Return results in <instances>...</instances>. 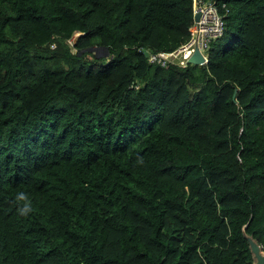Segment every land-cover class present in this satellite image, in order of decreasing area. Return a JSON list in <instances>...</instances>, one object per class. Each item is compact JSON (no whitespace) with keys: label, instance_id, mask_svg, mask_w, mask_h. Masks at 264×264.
<instances>
[{"label":"trees","instance_id":"obj_1","mask_svg":"<svg viewBox=\"0 0 264 264\" xmlns=\"http://www.w3.org/2000/svg\"><path fill=\"white\" fill-rule=\"evenodd\" d=\"M210 1L207 64L160 67L193 0H0V264L264 252V0Z\"/></svg>","mask_w":264,"mask_h":264},{"label":"built area","instance_id":"obj_2","mask_svg":"<svg viewBox=\"0 0 264 264\" xmlns=\"http://www.w3.org/2000/svg\"><path fill=\"white\" fill-rule=\"evenodd\" d=\"M228 14L226 4H215L210 0H193V23L189 28V38L171 52L149 53L147 60L152 65L184 67L193 54L198 51L203 57L202 65L208 62L210 43L220 38L225 30ZM198 19L195 21V16Z\"/></svg>","mask_w":264,"mask_h":264},{"label":"water","instance_id":"obj_3","mask_svg":"<svg viewBox=\"0 0 264 264\" xmlns=\"http://www.w3.org/2000/svg\"><path fill=\"white\" fill-rule=\"evenodd\" d=\"M198 19V16H195V21ZM78 35L74 37L73 43L78 39ZM95 49L92 48L89 51H94ZM143 55L145 58L148 57L149 53L147 50H143ZM203 57L200 55L198 51H196L193 56L188 60L187 64L184 67H187L188 65L193 66H202L203 64ZM244 237L247 239L249 243L250 252L252 254L253 264H264V252L262 251L261 247L253 240L251 237H248L244 234Z\"/></svg>","mask_w":264,"mask_h":264},{"label":"clouds","instance_id":"obj_4","mask_svg":"<svg viewBox=\"0 0 264 264\" xmlns=\"http://www.w3.org/2000/svg\"><path fill=\"white\" fill-rule=\"evenodd\" d=\"M29 210L30 209L28 207H24L20 211H21V214H26Z\"/></svg>","mask_w":264,"mask_h":264},{"label":"rangeland","instance_id":"obj_5","mask_svg":"<svg viewBox=\"0 0 264 264\" xmlns=\"http://www.w3.org/2000/svg\"><path fill=\"white\" fill-rule=\"evenodd\" d=\"M97 53V55H99V56H104V57H106V53H105V51H103V50H100V51H98V52H96Z\"/></svg>","mask_w":264,"mask_h":264}]
</instances>
